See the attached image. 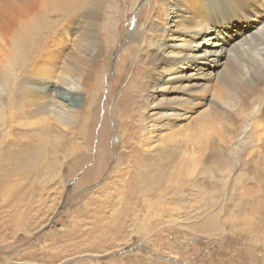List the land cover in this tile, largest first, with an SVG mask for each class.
<instances>
[{"label":"rangeland","instance_id":"374dc122","mask_svg":"<svg viewBox=\"0 0 264 264\" xmlns=\"http://www.w3.org/2000/svg\"><path fill=\"white\" fill-rule=\"evenodd\" d=\"M100 2L94 29L103 43L110 32L116 31L118 17L111 19L107 8L109 0ZM145 2L149 0H140L139 5ZM139 7L128 12L119 25L132 28ZM128 9V0H120V10ZM142 17L144 22L145 14ZM255 18L242 19L237 15L228 17L223 14L221 19H216V24H212V29L206 30L204 41L200 43L204 48L221 45H211L213 39L220 41L224 38L228 42H223L218 64H213L217 54H208L212 59L206 66V71H211L210 78L200 88L182 92V89L193 88L190 85L193 80L188 77L182 81L168 80L167 83L158 80L161 86L155 97L147 101L156 107L154 111L172 106L178 111L186 108L188 112L182 110V117L165 125L148 127L145 133L148 143L142 132L145 88L142 85L134 86L135 89L126 86L132 79L134 63L142 64L140 53L144 48L151 49L148 42L154 39L153 35H146L147 44L141 43L139 50L134 55L132 53V64L122 74L118 73L115 64L106 69L97 64L91 70V86H85L80 94L58 90L61 100L79 110L77 125L59 126L62 130L58 132L60 137L63 133L60 138L63 156L59 162L64 172L63 184L57 182L59 177L56 176L53 181L49 178L44 182L42 192L19 190L24 193L22 198L30 207V213L17 224V233L13 230L15 225L6 220L14 207L0 201V264H264V164L258 160H264V127L261 128L259 116L253 117L259 115L256 111L260 104L252 102L253 111L244 112L241 120L229 115L235 111L227 114L220 107H225L222 102L226 95L224 78L232 75L236 83L231 85V91H238L239 86L253 83L249 68L254 61H264V50L258 49L264 47L262 41L252 49L245 48L239 56L233 51L242 49L245 20H251L253 26L250 29L254 28V31L264 26V23H256ZM150 21L163 27L154 15ZM215 26L221 30L217 38L213 31ZM166 32H171V25ZM181 36H184L182 32H172L168 43L179 44ZM121 40L122 37L117 38L113 43L108 52L110 55L121 52ZM66 42L73 45L72 36H68ZM197 48L193 46V52ZM66 50L72 51V46ZM103 60L104 57L98 61ZM261 67L264 70V65ZM182 69L186 75L193 72L189 67ZM122 91L131 94L120 104L122 111H125L128 100L134 99L130 115L125 116L129 123L123 130L133 131L135 146L129 143L126 148L116 144L118 139L114 137L116 129L112 118ZM187 96L191 98L190 102L184 101ZM211 112L214 119H210ZM202 115L205 124L201 129L205 131L201 136L192 119ZM161 118L165 117L160 116L159 111L154 114V119ZM250 123H253L251 128ZM102 124L107 134L110 130L106 148L111 154L103 175H94L91 168L97 162ZM60 129L55 128L56 131ZM211 132L210 141L204 143V138ZM15 134L11 137L18 139L22 135ZM183 135L188 141L183 140ZM71 142L79 147L77 157L75 151L69 154ZM121 147L125 154L129 153V159L110 173ZM136 151L137 155H132ZM188 153L191 159L186 158ZM105 173L110 174L107 177ZM112 181L116 190L111 192L109 204L106 193L99 188L105 186L109 190L107 185ZM38 197L43 200L39 205L36 202ZM95 197L106 203L99 212L91 205L93 201L90 199L95 200ZM76 198L82 207L89 199V206L95 209L93 214L87 216L83 208L77 213L73 201ZM73 213H76L73 223L77 225L72 230L68 219ZM66 230H70L67 235L64 234Z\"/></svg>","mask_w":264,"mask_h":264},{"label":"bare ground","instance_id":"6f19581e","mask_svg":"<svg viewBox=\"0 0 264 264\" xmlns=\"http://www.w3.org/2000/svg\"><path fill=\"white\" fill-rule=\"evenodd\" d=\"M139 1L128 0L129 9L125 11L120 10V0H109L107 8L110 9L111 19L118 17L117 26L116 31L109 33L108 39L104 36L103 39L106 41L102 43L94 29L100 0H0V201L6 205L10 203V206L14 207V211L9 213L10 216L6 220L15 225L13 228L15 233L18 232L17 224L23 222L30 213V207L26 206L22 198L24 193H19V190L32 189V191L41 190L42 192L44 191V182L49 178L53 181L56 176L59 177L57 182L63 184L64 172H62L59 163L63 156L60 141V138H63V133L60 137L58 132L62 130L59 126H72L73 123L77 125L79 110L61 100L57 95L58 90L80 94L85 86H91L90 78L93 76H91V70L97 64L102 65L105 69L115 64L118 73L122 74L127 66L132 64L130 60L133 57L132 53L134 55V52L139 50L141 43L147 44L146 35H153L154 39L148 42L151 49L144 48L140 53L142 64L138 65L139 63L133 62L135 66L133 76L126 86L127 88L133 86L132 88L135 89L134 86L142 85L145 88L142 132L144 141L148 143L145 136L148 127L165 125L173 119L182 117V110L188 112L186 108H181L178 111L176 107L172 106L164 107L162 111L160 109L154 111L156 107L151 106L147 101L155 97L157 88L161 86L159 82L182 81L183 78L188 77L190 81L193 80L190 83L193 88L182 89V92L189 93L195 87L200 88L205 80H209L211 71H206L209 60H212L209 59V53L217 54L213 64H218L223 42H228V40L223 38L220 41L217 39L214 41L213 39L211 45L221 43L216 48H204L200 45L204 41L206 30L210 29L212 24H216V19H221L223 14H227L228 17L237 15L242 19L254 16L257 20L256 23H264V0H149L148 3L145 2L142 5H139ZM137 7H139V11L136 14L134 26L126 29L119 25L121 19H124L128 12H132ZM142 14L146 16L144 22ZM153 15L163 27H158V24L150 21ZM244 22L246 27H243L244 29L240 27V29L246 30L245 33L242 31L243 44L246 47H243L242 44L241 50L234 49L235 56L245 52V48L252 49L258 42H264V26L254 31V28L250 29L253 26L251 20ZM169 25H171V32L167 33L166 29ZM110 27L113 28L112 22H110ZM213 31L215 38L221 33V30L216 26ZM172 32L184 34L180 37L179 44L168 43ZM68 36H72L73 42L71 43L73 45L67 44ZM120 37H122L119 44V52H121L110 55L108 52L116 39H120ZM86 42L89 43V46L86 45ZM71 46L72 51H67L66 48ZM193 46L198 47L195 52H193ZM177 47L180 49H176ZM258 49L264 50V47ZM102 54L105 55L102 56ZM102 57H104L103 62H99ZM254 62L255 64L249 68V75L253 83L239 86L238 91H231V85L236 83L235 80L232 79V75L224 78L226 95L222 98V102L225 107H220L227 114L231 113L229 112L231 110L235 111L229 115L232 117L234 115L233 118L241 120L244 112L253 111L251 103L259 102L260 106L256 111V114L259 115L253 114V117L254 119L256 116L260 117L259 122L263 128L264 70L261 66L264 65V61L262 63ZM179 63H183L181 67H174ZM185 67H189L193 72L184 74L182 68ZM89 70L90 72L87 73ZM194 78H199V80ZM103 83L102 81L99 85L101 90ZM132 91L133 89L130 90V92ZM123 92L117 99L116 107L113 108L112 118L113 127L116 129L113 131L115 132L114 137L118 139L116 144L126 148L129 143H134L135 146L133 131L124 132L123 130L129 123L125 116L130 115L134 99L128 100L125 111H122L120 104L130 94L127 91ZM190 100L191 98L188 96L184 98L186 102H190ZM106 102L107 100L104 101V106ZM158 111L160 116L165 118L154 119V114ZM210 114V119H214V113ZM164 119L165 122L162 123ZM204 119V115L192 119L201 136L205 131L201 129L204 128ZM252 124L250 123V128ZM31 126L34 128L29 129L28 127ZM56 127L60 130L56 131ZM77 128L76 132H78ZM15 132L22 134L18 138L19 140L11 137ZM100 132L101 139L95 158L97 162L91 168L94 175H103L107 164L106 160L111 154L106 148L110 130L107 134L105 125L102 124ZM212 132L209 133L210 135H206L204 143L210 141ZM183 140L188 141L184 135ZM262 145L264 146V144ZM122 147L117 152V161L109 171L110 173H113L120 164L123 165L129 159V153L125 154ZM74 151L76 152L75 157H77L79 147L75 142H71L69 154ZM136 153L137 151L132 155H137ZM186 158L191 159L189 153ZM258 160H260V164H264L263 159ZM228 168L230 169L231 166L229 165ZM109 174L107 173L106 176L108 177ZM107 188L109 190L105 186H101L99 191L106 193L110 204L111 192L115 193L116 184L112 181L107 185ZM60 195L59 198L62 197ZM96 197L95 200H90L93 201L91 205L96 206V212H99L106 203ZM90 200L83 201V207L80 205V200L78 201L77 198L73 200L76 203V212L78 213L80 208H83V212L87 216L89 213L93 214L92 211L95 209L89 206ZM42 201L41 197H38L37 205ZM23 204L25 207L20 210ZM74 215L76 213H73L72 217L68 219V222H71L73 226L72 230L77 225L73 223ZM69 233L70 230L64 231L66 235ZM25 234L27 233L25 232ZM82 244L85 245L84 242ZM76 247L79 248V245Z\"/></svg>","mask_w":264,"mask_h":264}]
</instances>
